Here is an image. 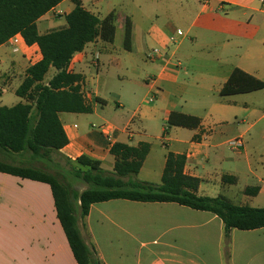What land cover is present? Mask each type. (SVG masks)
I'll return each instance as SVG.
<instances>
[{"label":"crops","instance_id":"crops-1","mask_svg":"<svg viewBox=\"0 0 264 264\" xmlns=\"http://www.w3.org/2000/svg\"><path fill=\"white\" fill-rule=\"evenodd\" d=\"M104 1L107 0H81V6L102 19L114 11L108 10L105 16L96 13L99 11L98 7L104 5ZM162 6H166L165 10L171 12L173 16L166 15L167 19H164L161 27L153 34L148 33L145 39L139 37L138 24L133 18H129L132 23L131 50L127 51L123 47L124 52H132L138 44L140 48L141 43H146V51L150 50L148 47L151 44L161 52L156 60L150 59L155 65L151 74L152 78L148 79L147 88L132 81L124 84L121 90L114 88L116 108L125 109L126 105L131 106L139 101L134 110L126 108L128 118L125 121L120 122L115 116L113 122L98 117L104 125L97 129H92L93 126L84 125L81 121V116L96 115L98 107L106 103L97 90L88 87L87 72L89 66L93 64L96 53L99 55L97 60V66H99V52L102 51L104 44L110 43L96 39L72 56L68 71L81 77L80 92L85 93L82 97L89 112L59 113V120L68 139V144L59 153L71 161L85 155L100 161L103 170L112 171L114 157L110 154V149L114 144L122 143L136 147L139 143H148L150 149L141 171L152 150L151 144L147 141L148 126L150 127V121L158 116L165 123L161 128V138L168 143L166 148H172H168L166 154L172 152L185 156L183 172L199 179L198 195L213 197L204 193L211 190L210 185L214 180L211 166L214 164L219 165L221 171H224L219 172L220 182L228 195L231 193V187L244 178L246 185L242 191L246 187H257L258 193L252 197L255 199L264 194V126H259L264 121V112H262L264 110L258 111L259 118L246 130L241 131L236 128L235 131L238 132L230 138L224 141L221 139L226 133L234 131L230 128L232 124H229L232 118L241 112L249 116V108H247L249 104L244 96L255 95L264 105V89L227 96H222L220 91L235 69L264 82V0H192L185 2V6L180 0H167V3ZM73 8L74 4L71 0L60 2L36 21L38 33L44 34L65 27L64 17ZM187 10H191L193 16L188 17L191 11ZM186 19L189 21L187 34L192 33L193 28L196 27L198 32L208 33L209 39L204 41L193 31L190 37L191 47L183 46L185 36L175 26L174 21L184 22ZM52 20H58V23L52 24ZM124 22L118 26L115 25L116 31L123 29L124 33ZM14 36L19 38L17 43L12 42ZM14 36L0 46V65L5 64L9 59L8 75H4V81L12 83L18 77H23L22 83L26 69L39 61L41 55L36 45L28 46L21 35ZM178 36L181 38H177ZM170 41L176 44L173 50L169 48ZM198 42H201L206 50V60L211 63V72L200 78L181 81L179 80L181 70L179 59L183 55L186 59L193 58V48ZM8 45L13 50L10 57H7L3 51V48ZM213 50H219V52L215 54ZM175 59L177 64H174ZM122 65V59L114 55V68L120 69ZM52 70L48 80L55 74V70ZM142 88L145 93L139 99L138 94ZM151 91L156 93L159 100L157 104L149 101L150 105H144L147 93ZM4 95L3 90L0 96ZM25 101L17 97L12 106ZM186 105L201 107L206 113L205 116L184 110ZM0 106L5 105L0 104ZM176 110L198 117L200 126L196 129L167 128L169 114ZM115 112L117 111L114 110ZM137 117L139 118L137 130H132L130 124ZM224 123L227 124L223 125ZM167 130L172 135L164 137ZM103 131L109 135H104ZM237 137L243 139L244 145L240 151L233 150L235 156L231 158L225 154L223 147ZM226 163L227 167L223 170ZM224 175L235 177L236 183L224 184L221 180ZM223 197L231 202L227 196L223 195ZM109 202L114 200L91 205L88 215L78 220L81 237L87 246L94 248L102 264H106L102 252L106 248L104 243L110 244L109 241L114 239V207L102 208ZM147 206L169 209H175V206L184 207L176 203H147ZM215 221H218V228L223 230L221 220L211 214L208 222ZM234 230L237 229L231 230L230 235ZM205 233H208L207 230ZM242 234L244 235L239 245L240 259L233 264H264V228L242 231ZM0 264H77L57 218L52 193L47 184L0 173ZM144 264L183 263L175 255L164 254L161 257L148 259Z\"/></svg>","mask_w":264,"mask_h":264},{"label":"trees","instance_id":"trees-1","mask_svg":"<svg viewBox=\"0 0 264 264\" xmlns=\"http://www.w3.org/2000/svg\"><path fill=\"white\" fill-rule=\"evenodd\" d=\"M63 0H0V46L20 34L26 45H36L41 59L29 66L15 94L26 101L0 106V173L42 182L50 187L57 218L77 264H102L93 247L84 242L78 220L90 206L110 200L141 203H176L196 211L209 212L223 225L226 243L233 229L248 231L264 228V207L234 205L223 196L197 194L199 179L184 174L185 156L168 152L160 184L134 181L149 152L148 143L136 147L114 144L111 172L101 162L85 155L71 161L59 151L68 144L59 113H88L80 92L81 77L70 73L72 56L96 39L113 43L115 13L99 19L71 0L73 10L65 15V27L39 34L36 21ZM132 23L124 22L123 47L131 50ZM55 74L44 82L50 69ZM264 89V82L235 69L220 91L222 96ZM200 119L179 111L169 114L167 128L196 129ZM61 162L64 163L62 166ZM82 181L87 187L78 192L67 179ZM233 185L235 177L222 176ZM244 195L254 197L257 187H246Z\"/></svg>","mask_w":264,"mask_h":264},{"label":"rangeland","instance_id":"rangeland-1","mask_svg":"<svg viewBox=\"0 0 264 264\" xmlns=\"http://www.w3.org/2000/svg\"><path fill=\"white\" fill-rule=\"evenodd\" d=\"M185 6V2L192 0H180ZM167 0H107L104 5L98 7L96 13L100 16H105L108 10L113 9L115 13V25L123 24L126 17L132 19L139 26V37H145L153 34L164 19L166 15L173 14L165 10ZM190 12L191 10H187ZM193 16L192 11L188 17ZM187 17V18H188ZM175 22V26L184 35L183 46L191 47L190 37L193 31L201 36L204 41L209 39V34L205 32H198V28H193L192 33H186L187 19L183 22ZM52 24H57L58 20H52ZM123 29L116 31V37L113 43L104 44L100 54L99 66L95 59L93 64L88 68V87L92 90H97L106 103L102 107H98L97 113L94 116H81V121L84 125L93 126L92 129L104 125L98 117H103L109 122H113L114 116L118 121L123 122L128 118L126 111L134 110L136 102L130 106L126 105L125 109L116 108L114 106V88L121 90L123 85L127 82H134L143 88H147L149 78L153 74V62L148 58V53L157 47L149 44L150 50L146 51V43L139 44L132 52H124L123 50ZM177 38H181L178 36ZM170 49L176 47L170 41ZM7 57L12 54V48L8 45L3 48ZM191 51V49H190ZM189 51V52H190ZM146 52V53H145ZM217 54L219 50H213ZM193 58L186 59L185 55L181 56L179 62L181 70L179 73V80L189 81L190 79L200 78L203 75H208L211 72V63L206 59V50L201 42L196 43L193 48ZM114 55L122 59V67L120 69L114 68ZM99 57V55H98ZM34 62V61H33ZM174 64H177L176 59ZM9 59L5 64L0 65V88L5 91V95L0 96V104L5 106H12L16 102L17 96L14 90L19 86L23 77L12 83L4 81V75H8ZM52 69L48 72L44 82L48 81V77L52 75ZM23 74V72H22ZM21 74V76H22ZM141 89L138 98L140 99L145 90ZM155 91V90H154ZM151 91L147 93L146 100L143 104L150 105L149 100L157 104L159 98L156 93ZM246 101L248 102L249 116L238 114L232 118L229 124L234 131L226 133L221 141L227 140L235 134L236 128L239 130H246L253 124L260 116L258 111L264 110V105L259 101L255 95H248ZM2 102V103H1ZM208 108V107H207ZM114 110L117 111L114 113ZM184 110L194 112L202 117L205 116V111L201 107H193L186 105ZM264 112V111H262ZM138 117L135 118L130 124V129H136L138 126ZM152 120V119H151ZM148 126L147 141L151 144V154L145 162L143 169L134 181L148 182L153 184H160V174L164 164V156L168 150L166 148L167 142L161 138V128L165 125L162 119L156 116ZM224 123L223 125H226ZM259 126H264V121ZM172 135L169 130L166 131L164 137ZM165 144V145H164ZM226 155L233 158V150L228 144L223 147ZM62 166L64 163L61 162ZM207 164V162L205 163ZM212 181L207 193L210 196H227L229 200L235 205H247L251 207H264V194L253 199L243 194V188L246 185L245 179L231 187L230 195L224 191L220 182L221 171L219 165H212ZM227 167V163L223 170ZM106 171V170H105ZM111 172V171H108ZM68 182L78 192L84 190L87 185L80 180L69 178ZM177 205V204H176ZM114 207V239L110 240V244L105 242L103 254L106 264H144L146 260L161 257L164 254L175 255L177 259L183 264H233L240 259V239L243 237L241 230H234L230 235L228 242L224 238L223 230L218 228V221L208 222L211 217L209 213L196 212L188 208L175 206V209L169 208H153L147 206V203L133 202L129 200H114L105 204L102 208L110 209ZM178 209V210H176ZM207 230L208 233H205Z\"/></svg>","mask_w":264,"mask_h":264},{"label":"built area","instance_id":"built-area-1","mask_svg":"<svg viewBox=\"0 0 264 264\" xmlns=\"http://www.w3.org/2000/svg\"><path fill=\"white\" fill-rule=\"evenodd\" d=\"M18 40H19V38L16 37V36H14L12 38V42L13 43H17ZM159 54H160V52L157 49L151 50V52L148 53V58L151 59V60L152 59L156 60L159 57ZM94 59L96 61L98 60V53L95 54ZM2 91H3V89L0 88V92H2ZM81 94H82V96L85 95L84 92H81ZM149 101L152 102L153 99H150ZM103 134L106 135V136L109 135L108 133H106L104 131H103ZM108 140L110 141V138L109 137H108ZM227 144L230 146V148L232 150H234V151H240L242 149L243 145H244V142H243V139L241 137H237V138H234V139L230 140Z\"/></svg>","mask_w":264,"mask_h":264}]
</instances>
